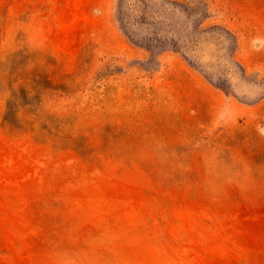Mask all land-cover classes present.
<instances>
[{
    "label": "rangeland",
    "instance_id": "obj_1",
    "mask_svg": "<svg viewBox=\"0 0 264 264\" xmlns=\"http://www.w3.org/2000/svg\"><path fill=\"white\" fill-rule=\"evenodd\" d=\"M0 264H264V0H0Z\"/></svg>",
    "mask_w": 264,
    "mask_h": 264
},
{
    "label": "crops",
    "instance_id": "obj_2",
    "mask_svg": "<svg viewBox=\"0 0 264 264\" xmlns=\"http://www.w3.org/2000/svg\"><path fill=\"white\" fill-rule=\"evenodd\" d=\"M132 57L147 58L148 53L141 47L133 45L126 41L124 36L120 35ZM161 71L157 78L164 82L172 83L178 89L190 90L211 99L216 97V106L222 103L228 104L225 94L208 80L204 72L192 66L187 59L179 52L164 51L159 55Z\"/></svg>",
    "mask_w": 264,
    "mask_h": 264
}]
</instances>
